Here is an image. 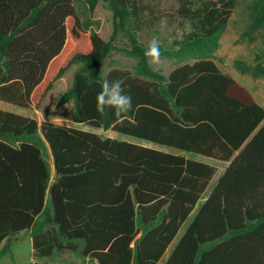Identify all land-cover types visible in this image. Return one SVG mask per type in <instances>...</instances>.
I'll return each instance as SVG.
<instances>
[{"label": "trees", "instance_id": "obj_1", "mask_svg": "<svg viewBox=\"0 0 264 264\" xmlns=\"http://www.w3.org/2000/svg\"><path fill=\"white\" fill-rule=\"evenodd\" d=\"M173 1L190 31L161 47V57L183 61L165 75L136 35L150 0H0V103L40 109L78 65L57 101L73 102L74 123L230 161L200 204L217 172L211 164L0 109L1 252L29 231L31 264L68 252L98 264H157L194 215L165 264H264V108L213 57L239 0ZM99 2L111 12L108 40L92 30ZM249 28L264 42V0H252ZM120 35L136 65L104 73ZM235 66L264 78L261 63ZM105 79L132 97L120 118L96 109Z\"/></svg>", "mask_w": 264, "mask_h": 264}, {"label": "rangeland", "instance_id": "obj_2", "mask_svg": "<svg viewBox=\"0 0 264 264\" xmlns=\"http://www.w3.org/2000/svg\"><path fill=\"white\" fill-rule=\"evenodd\" d=\"M150 3L153 11L146 14V26L136 34L137 39L142 45L147 46L148 41L155 37L159 39L161 47L170 49L174 41L180 40L185 33L190 31V25L176 17V4L173 0H150ZM76 5L79 8V12L83 13L82 16L84 18L85 8L79 3ZM251 6L252 0L238 1L233 15L229 20L226 32L220 38L219 47L214 52L213 57L218 68L222 72L234 77L240 86L248 90L253 98L264 108V78H254L250 75L242 74L235 66V61L237 60H241L242 63L249 66H254L257 62L264 66L263 38L259 32H249ZM91 23L92 30L96 31L101 38L104 40L109 39L111 33H113V24L111 12L105 3L99 2L91 17ZM115 47L116 49L112 52V55L103 64V72H108L114 67L132 71L136 65V60L124 52V50L129 48L128 39L120 35L115 42ZM182 62L171 57H161L159 64L151 65L155 70L167 75L173 67H176ZM77 68L78 65L72 66L64 76H61L56 81L53 89L44 99L40 109L19 108L7 103H0V108L16 112V114L33 117L37 119L39 124L42 122H53L61 126H72L74 114L73 102L60 107L57 106V101L71 88L73 76ZM77 126L89 132H97L104 137H111V134H115L117 137L121 136V139H132L126 137V135L111 131L104 132L103 130L93 129L81 124ZM137 142L148 145V147H154L153 144L146 141L137 140ZM190 155L188 156L191 157ZM192 158H195L194 155H192ZM211 163L217 172L215 173V178L210 182L206 193L203 195L200 204L204 201L205 195L212 190L216 178L223 172L226 166L225 162L211 160ZM193 216L189 217L182 229H185ZM29 234V231L24 232L23 237L19 241L7 243L5 249L8 253L1 257L0 264H30L32 259V243L31 239L28 238ZM170 252L171 250L164 255L160 264L165 259H168ZM67 255L70 254H55L50 261L54 264L56 262H62Z\"/></svg>", "mask_w": 264, "mask_h": 264}, {"label": "clouds", "instance_id": "obj_3", "mask_svg": "<svg viewBox=\"0 0 264 264\" xmlns=\"http://www.w3.org/2000/svg\"><path fill=\"white\" fill-rule=\"evenodd\" d=\"M161 44L158 38L148 41L145 50V57L152 65L159 64L161 61ZM97 111L103 112L105 108L111 109L117 118L132 109V97L125 93L120 80L109 81L107 79L101 85L100 91L95 97Z\"/></svg>", "mask_w": 264, "mask_h": 264}, {"label": "crops", "instance_id": "obj_4", "mask_svg": "<svg viewBox=\"0 0 264 264\" xmlns=\"http://www.w3.org/2000/svg\"><path fill=\"white\" fill-rule=\"evenodd\" d=\"M0 109H3V108H0ZM3 110H7V109H3ZM72 123H73L72 126H66V127H72V128L81 129L82 131H86V130H84V129L78 127V126H77V125H78L77 123H74L73 121H72ZM81 125H82V124H81ZM97 130H99V129H97ZM88 132H89V131H88ZM91 132H93V131H91ZM111 132H112V131H111ZM111 132H110V133H111ZM95 133H97V132H95ZM115 133H116V132H115ZM118 134H119V133H118ZM121 135H123V134H121ZM126 137H129V136H126ZM105 138H111V139H117V138H119V140H125V138H124V139H121V136L117 137L115 134H114V135L111 134V137L107 136V137H105ZM130 138H132V139H127L126 141H127V142H132V143H138V142H137L138 139L133 138V137H130ZM139 144H140V143H139ZM150 144H153V143H150ZM153 145H154V147H151V148L158 149V150H162V151H166V152H170L171 154L184 155V156H186V157H189L188 155H190V154L193 155V153H186V152H182V151H178V150L170 149V147H168V146H159V145H156V144H153ZM192 155H190L191 157H189V158H192ZM194 157H195V158H192L193 160L200 161V162H204V163H208V164H212V163H211V160H215V159H213V158H207V157L197 156V155H194ZM215 161H216V160H215ZM217 162H218V161H217ZM219 162H221V161H219ZM225 163H226V166H225V169L223 170V172H224V171L226 170V168L228 167L230 161H229V162H225ZM223 172H221L220 175L216 178L215 183H214V187H215V185H216V183H217L219 177L221 176V174H222ZM51 176H52V180H53L54 177H55V172H54L53 164L51 165ZM213 178H215V176H214ZM211 181H212V180H211ZM214 187H213V188H214ZM213 188H212V189H213ZM211 191H212V190H211ZM211 191L205 195V199H206V197L208 196V194L211 193ZM205 199H204V200H205ZM184 231H185V229H181V231L179 232L178 236L175 237L174 241H173L172 244L170 245V247H169V249H168V251L171 250L170 255H171L172 251L174 250V248L176 247V245H177L179 239L183 236ZM23 234H24V232L20 234V238L23 237ZM28 238L31 239V234H29ZM31 243H32V239H31ZM3 247H5V243H4V246H3ZM168 251H167V252H168ZM7 253H8L7 251H6V252H1V251H0V259H1V257L5 256ZM33 253H34V250H33V247H32V253H31V254H32V259H31L30 264L33 263V262H35V261H37V259H36V258L34 257V255H33ZM65 254H70V255H67V256L63 259L62 262H56L55 264H88V263H90V264H98L96 261H92V260H90L89 258L81 257L80 254H77V253H71V252H68V253H65ZM165 254H166V253H165ZM170 255H169V257H170ZM163 257H164V256H163ZM169 257H168V259H169ZM51 258H52V257H51ZM51 258L42 259L41 261L44 262V263H46V264H54V263H52V262L50 261ZM162 259H163V258H162ZM166 261H167V259H165V261H164L163 263H161V264H165ZM160 262H161V259L159 260V262H158L157 264H160Z\"/></svg>", "mask_w": 264, "mask_h": 264}, {"label": "water", "instance_id": "obj_5", "mask_svg": "<svg viewBox=\"0 0 264 264\" xmlns=\"http://www.w3.org/2000/svg\"><path fill=\"white\" fill-rule=\"evenodd\" d=\"M50 195H51V194L49 193L48 196H50ZM19 240H20V234L17 233V234H15V235H13V236L11 237V239H10L9 242L11 243V242H14V241H19Z\"/></svg>", "mask_w": 264, "mask_h": 264}]
</instances>
